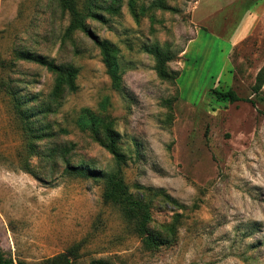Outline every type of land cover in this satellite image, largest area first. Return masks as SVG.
Segmentation results:
<instances>
[{"label":"rangeland","instance_id":"374dc122","mask_svg":"<svg viewBox=\"0 0 264 264\" xmlns=\"http://www.w3.org/2000/svg\"><path fill=\"white\" fill-rule=\"evenodd\" d=\"M75 6L84 29L69 32L56 0H0V251L14 264L74 246V264H264V0ZM24 54L73 68L75 90L53 97L55 75ZM227 90L239 100L215 93ZM109 135L157 248L104 201Z\"/></svg>","mask_w":264,"mask_h":264},{"label":"trees","instance_id":"16d2710c","mask_svg":"<svg viewBox=\"0 0 264 264\" xmlns=\"http://www.w3.org/2000/svg\"><path fill=\"white\" fill-rule=\"evenodd\" d=\"M60 9L63 12H68L70 15V24L68 27L69 32L83 30V19L80 17L78 10L75 6V0H56ZM256 1V0H249ZM102 54L105 59V64L108 68V72L110 77L113 80L117 79L116 68L114 66V60L110 54L109 49L102 46L101 48ZM157 58L156 71L161 78L167 79L170 77V73L167 72L165 66V60L163 55L159 52L155 53ZM23 59L33 61L40 66L45 67L48 71L55 75V85H54V93L53 97H59L60 94L64 90L74 91L75 90V76L76 71L68 66H60L56 65L53 62H47L45 59L39 56H29L27 54L22 55ZM168 59V58H167ZM220 99H227L229 102H235L239 100L236 94L227 90L224 92L216 91L215 92ZM19 114L21 113L20 110ZM108 151L113 155L117 167L114 170V173L109 174L105 177L106 182V190L104 193V201L107 203H111L118 207L121 214L124 216L125 220L128 224L132 225L134 232L141 238L142 242L149 248H157L164 244V240L159 236L153 234L148 228V223L150 220L149 210L147 205L143 204L141 201H135L132 199L130 193L128 192V188L122 184L121 179L118 176V172L120 171V161L121 155L116 151L113 138L109 135V143L105 145ZM76 172L79 175L83 176H99L102 177L99 172L85 170L82 167H76ZM78 247L74 246L68 249L65 253H61L55 256L53 259H47L46 261L41 262L40 264H74V262L78 258ZM0 264H14L13 260L9 257H6L0 251ZM15 264H25L24 262H16ZM90 264H109L103 260H95L91 261Z\"/></svg>","mask_w":264,"mask_h":264}]
</instances>
